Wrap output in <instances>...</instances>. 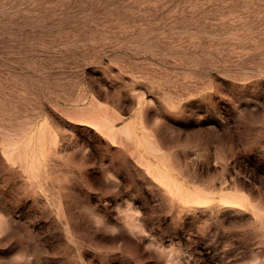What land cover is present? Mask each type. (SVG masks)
Returning <instances> with one entry per match:
<instances>
[{
	"label": "rangeland",
	"instance_id": "1",
	"mask_svg": "<svg viewBox=\"0 0 264 264\" xmlns=\"http://www.w3.org/2000/svg\"><path fill=\"white\" fill-rule=\"evenodd\" d=\"M0 264H264V0H0Z\"/></svg>",
	"mask_w": 264,
	"mask_h": 264
},
{
	"label": "crops",
	"instance_id": "2",
	"mask_svg": "<svg viewBox=\"0 0 264 264\" xmlns=\"http://www.w3.org/2000/svg\"><path fill=\"white\" fill-rule=\"evenodd\" d=\"M106 120L105 116H101L103 126H107ZM139 149L138 152L131 155V158L147 174L148 178L153 182V186L160 188L165 198L177 202L180 206L195 205V203L186 202L190 197L192 199L195 198V196L190 194L194 193V191H190L188 174L183 169L182 157L185 156L186 161L189 153H181V150L176 152L174 156L180 157V160L177 161L173 159V153L166 152L165 146L157 142L151 147L154 155L148 156L143 153L142 149H145L144 147ZM144 191L147 192L148 190L145 189Z\"/></svg>",
	"mask_w": 264,
	"mask_h": 264
}]
</instances>
